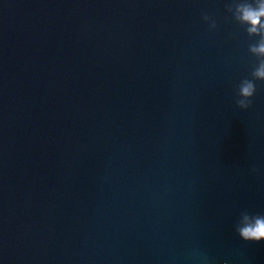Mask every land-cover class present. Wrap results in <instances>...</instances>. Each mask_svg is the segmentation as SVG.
<instances>
[{
  "label": "water",
  "instance_id": "95a60500",
  "mask_svg": "<svg viewBox=\"0 0 264 264\" xmlns=\"http://www.w3.org/2000/svg\"><path fill=\"white\" fill-rule=\"evenodd\" d=\"M226 2L0 0V264H264L235 231L264 82L238 108L256 38Z\"/></svg>",
  "mask_w": 264,
  "mask_h": 264
},
{
  "label": "clouds",
  "instance_id": "9594fccd",
  "mask_svg": "<svg viewBox=\"0 0 264 264\" xmlns=\"http://www.w3.org/2000/svg\"><path fill=\"white\" fill-rule=\"evenodd\" d=\"M225 11L234 23L238 24L254 42L248 46L249 53L256 58L252 65L250 78L242 79L236 85L235 103L238 108L247 110L252 107L256 95L257 81L264 82V0H227ZM202 19L208 24L210 31L218 28L214 16L204 13ZM236 35L235 33L233 34ZM259 170L251 168L253 174ZM235 231L245 242H264V213H252L243 210L235 224ZM223 264H229L227 260Z\"/></svg>",
  "mask_w": 264,
  "mask_h": 264
}]
</instances>
